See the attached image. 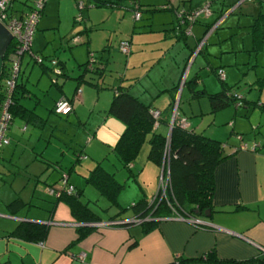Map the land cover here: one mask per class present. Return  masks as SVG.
<instances>
[{
  "label": "crops",
  "instance_id": "crops-1",
  "mask_svg": "<svg viewBox=\"0 0 264 264\" xmlns=\"http://www.w3.org/2000/svg\"><path fill=\"white\" fill-rule=\"evenodd\" d=\"M106 1L109 0H105L104 3L101 0H83L85 7H83L84 10L82 12L83 18L76 22L73 18L76 0H51L50 3L46 4L45 9L41 8L31 38L30 50L32 54L38 55L41 59L36 60L28 52H24L20 56L19 71L16 78L17 90L21 94L18 100L32 111V115L27 117L17 112L13 113L6 129L8 142L0 148V159L5 160L2 163L0 161V178L4 181V186L0 193V264H175L174 262L178 256L193 257L186 264H258L257 257H261V254H264V136L261 135L262 137L257 139L254 135L251 136L250 131L242 133L234 130L235 139L240 140V142L236 141L237 143H235L233 138L228 137L226 126L221 125L218 127L215 124L209 127L208 124L217 115L216 111L221 109L224 116L219 122L226 121L234 129L246 127V125H244L245 118L234 113V107V110L230 107L227 110L221 107L212 109L206 95L201 96H205L208 102L202 100L201 103L205 104V106L208 105V108L205 107V111H199L200 116L198 118L196 116L187 118L184 114L178 115V117L184 118L187 124L195 130L201 132L207 130L206 135L216 139L223 138L227 144L224 149L228 154L217 162L213 168L214 187L210 195L211 209L206 210L205 213H198L196 210L192 211V216L202 222V227H195L189 220L176 218L171 213L166 216H150L146 217L147 220H155V223L145 232H142V219L126 225L95 227L78 242L62 251L65 245L76 236L75 224L73 223L75 220L69 213L68 206L61 200L55 201V195L49 193L47 187L57 184L63 175H65L67 182L72 185L76 184V182H82V180L85 182L83 177L97 161L103 164L106 156L111 153L114 154L112 146L124 126L120 118L107 111L113 93L111 92L106 105L103 104V106L97 107L98 99L93 96L92 88L90 85L82 84H92L91 75H99L97 72L86 68L87 57L76 60L77 67H70L68 72L63 67V60L57 57L58 51L63 49L65 45L68 48L70 47L71 44H68V40L75 43L83 42L86 46L90 43L91 46L92 43L93 45L94 43L96 44L105 36L104 31H98L95 34L94 30L100 27V22L89 20L88 17L94 16L96 13L94 9H87L89 6H105L109 12H112L113 9H119L122 13L123 11H131L127 0H110L114 2L109 3ZM201 1L162 0L160 4L168 3L170 7H160L159 9L167 10L171 14L169 19L157 23V30H162V38H183L184 35H177L174 32L176 29L172 28L176 19L175 9L179 7L189 9L198 5ZM12 2L13 0L6 6L7 15L19 16L22 12L29 9V6H24L13 14L10 10V7L12 8L13 6ZM140 3L141 12L145 11L148 14L159 10L153 8L157 4L152 0L140 1ZM54 4L58 12L55 22L48 19L50 12L53 14L51 6ZM239 9L250 16V21L247 23L250 34L249 46L246 48L249 52L247 62H250V66L254 67L255 71L254 75L242 77V81L244 84L245 82L248 84L246 91H249L252 87L259 90V95L256 98L253 97V93L244 95V101H251L255 104L256 100L264 99V0H221L218 11L212 9V12L210 10L207 15L199 14L191 24V29L193 30L195 24L200 25L203 29L199 37H203L204 34L205 36L197 51H195V46L196 39H199V37L195 38L193 50L190 47L185 58H187L186 61L190 60L191 62L193 59L195 60L199 52L203 55L206 54L204 50L206 36L217 27L219 21L227 13ZM212 14H214L212 20L207 21V18ZM260 15H262L263 21L261 43L260 47L255 49L252 46L250 28L254 18ZM132 20L134 22L133 17ZM133 26L132 24L131 32L133 31ZM74 36L76 37L75 40L72 39ZM129 36L125 37L129 40V52L127 54L121 52L123 54L120 61L122 68L121 70L110 71V74H108L109 85L112 89V86L119 84L143 103L160 110V115H164L168 122L161 121L154 128L167 133L170 114L168 112L167 115L165 111L171 99L176 95L178 96V92H181L182 87L185 86L183 82L185 77L180 80L181 71L179 70L178 62H176L175 69L179 73L178 78L173 77L157 82L156 80H151L148 84L143 83L142 79L149 73L150 65L147 63L154 60L151 55L154 51L140 52L133 56V52L137 50L134 47L135 43L132 44V37L130 38ZM78 37H82L81 41ZM105 39L99 49L104 52L108 51V38L106 37ZM145 42L152 41L148 39L139 40L138 49H142V47L145 49ZM183 42L188 46L187 37L183 39ZM116 47L118 49V46ZM76 53L74 52L77 57L78 54ZM24 54L25 57H23ZM7 55L3 57L2 66L3 64L6 66L9 64ZM51 59L56 60L55 65L51 64ZM23 61L25 62L22 63ZM29 61L39 65L38 70L34 67V70L39 73L35 79L26 84L29 77L27 75L24 78L23 71L26 67L24 65ZM80 64H82L83 69H81ZM217 66L220 67L221 65ZM217 66L209 65L208 69L214 74L213 69ZM31 68H29V73ZM55 68L60 70L58 74L54 73ZM20 70L22 71L21 74ZM43 72L48 73L45 75ZM50 72L59 76L57 81L56 76H54V81L51 82L50 80L48 82ZM223 72L224 85L234 88L239 80V77H237L238 79L236 78L238 70L235 68L232 71L227 67L226 69L223 68ZM101 74L99 77H102ZM194 74H198V71L195 70L189 79ZM66 78L69 81L74 78L75 81L67 82ZM232 80L234 81L229 83ZM51 83L53 85H50ZM199 84L207 92L221 89V86L215 90L206 89L201 79ZM187 89L189 90V88ZM62 95L70 98L72 107L69 112L58 114L52 110V106L54 101ZM33 96H35V100L33 104H30V99L32 101ZM173 101L175 100L173 99ZM36 102H42L48 107L49 111L56 115H65L66 119L69 121L71 119L72 125H74L73 121L75 120L77 132L79 129V118L83 116L82 113L86 112L84 117H86L87 125H83V129L86 128V134L82 148L74 145L77 149L74 147L67 148V151L75 152L76 158H83V161H86L80 165L82 167L80 169H83L81 172L84 175L81 178L74 177L73 180H76L73 181L74 183L69 181L72 180V177L69 176L70 172L61 170L59 173H54V170L58 169L56 167L58 164L56 155L58 148L54 142V146L51 148L47 147L48 143L46 140H49L50 136L48 133H46L47 138H44L45 144L40 146L38 140L44 133V120L41 114L45 111L40 104L39 106L35 105ZM245 108L248 109V106ZM205 112H208V115L206 117L201 116ZM27 120L32 122L34 127L29 129ZM22 126L24 127L22 128ZM251 128H253L252 125ZM238 134L242 135L241 139L237 137ZM148 136L149 134L146 135L131 162V168H136V171L134 170L136 177L140 181L145 180L143 184L147 182L146 178L153 175L157 169V165L146 157L149 147ZM29 140L31 141L30 146L27 145ZM239 143L245 144V147L231 151L232 147ZM253 143L258 144L251 148ZM18 148L22 153L21 159L12 163L13 154ZM60 150H62V153L65 151L63 148H60ZM107 161L106 164L111 165V167L115 166L117 168V165H119L115 156L110 158V161ZM5 165L10 169L11 173H16L23 168V174H16L26 177L25 187L23 185L19 188L16 187L18 183H13L14 176L6 174L7 171L5 173ZM41 183L44 184L43 188ZM31 185L34 188L30 190ZM156 189L150 194V199ZM127 197L125 195L123 199L125 202L128 200H130L129 202H134L136 200H133V197H129V199ZM133 214L134 211L131 209L130 213H120L116 217L131 218ZM107 217L101 216V220H105ZM23 223L45 225L46 232L44 237L31 239L15 233L13 230L18 224ZM209 249L212 250V253H210L213 256L212 258L204 259L200 257V254L205 253ZM80 252H83L82 257L78 256Z\"/></svg>",
  "mask_w": 264,
  "mask_h": 264
},
{
  "label": "rangeland",
  "instance_id": "rangeland-1",
  "mask_svg": "<svg viewBox=\"0 0 264 264\" xmlns=\"http://www.w3.org/2000/svg\"><path fill=\"white\" fill-rule=\"evenodd\" d=\"M22 1L23 0H13L12 2L13 6L11 8L12 11L13 9H20L24 5ZM24 1H26L27 3L29 2V0H24ZM140 1L142 2L146 0H140ZM152 1H154L157 5H160L162 0H152ZM220 1L221 0H211L210 6H209L211 12H212V9L215 11L219 10ZM50 2L51 0H45L42 9H45L46 4ZM74 6H75V13H74L73 18H74V21L78 22L83 18L82 12L84 10L83 9L84 5L81 8H78L77 0H76ZM51 8L53 9V14L50 12L48 19L50 21L55 22L57 20V15H58V12L56 11V8H55V4L51 6ZM90 8L94 9L96 13L94 16H90L88 18L90 21L100 22V27L98 29H95L94 31H95V34H97L96 32L98 31H104L105 36L104 37L102 36L103 39L99 40L96 44L94 43V45L92 43L91 46H90V43H88V45L86 46V44L83 42L75 43L71 40H68V44H71L70 47L68 48L65 45L63 49H60L58 51L57 57L63 60V63H64L63 67L65 71L67 69V72L69 71L70 67H75V68L77 67L76 60H81V59L88 57L87 55L89 51L92 53V57L95 60L94 64L98 66L100 65V63L102 64V73H103L101 74L102 77H99L98 75L93 74L91 75L92 84L82 83L83 85L85 84L90 85V87L92 88L91 90L93 92V96L97 97L98 99L97 107H101V105L103 106V104L106 105L108 103V99L112 92L111 86L109 85L110 79H109L108 74H110L111 70L112 71H115V69L121 70L122 68V64L120 63V61L122 60L121 57H123V54L121 53L120 50L117 49L116 46L118 45V41L120 39L128 37L129 34H130L129 37L130 38L132 37V40H133L132 44L135 43L134 47L137 50L133 52V56H135L136 54H139L140 52L143 53V52H153L154 51V53L151 54L152 57L154 58V60H152L153 62L149 61L147 63L148 65H150L149 73H147L145 75V78L142 79V82L145 84L150 83L151 80H156L157 82L159 80L165 81L173 77L178 78L179 73L175 69L176 62H178L179 70L181 71L180 80L183 79L184 77H185V80H188L190 78V75H192L193 72L196 70L198 71V74H199L198 87H201L199 84L200 79H201L206 89L215 90L219 88L220 84L216 76L209 71L208 66L209 65H212V66L221 65L220 67L218 66L217 67L221 68L222 71H223V68L226 69L227 67H229L230 70L232 71L235 70V68L238 70V74L236 78L239 77V80L237 81V85L234 86V91L237 94L244 97V95H247V94L251 95L253 93L254 98H256L259 95V90L255 87H252L249 91H246L245 89L248 88V84L247 82H245L244 84L242 81V77H244L245 75L251 76V74L252 75L255 74L254 67L250 66V62L249 63L247 62V56L249 52L247 51L246 48H248L249 42H250V34L248 31L247 23L250 21V16L247 13H245L243 10L239 9V10L227 13L219 21V24L217 25V27L213 31H211L209 35L206 36V43L204 44V50L206 51V54L203 55L201 54V52H199L197 56L195 57V60L193 59L190 62V60L186 61L187 58L185 57L190 47H191V50H193L192 47L195 44V38L199 37L202 33V29H203L202 26L195 24V26L193 27V30L191 29V31L185 34L183 38L182 37L178 39L162 38L163 36L162 30H157L158 28L157 23L169 19L171 14L167 10L159 9V10H156L148 14L145 11L144 12L140 11V16L134 19V22H133L132 17H131L132 11L130 12L123 11L122 13L119 9H113L112 12H109L108 8L105 6H89L87 9H90ZM77 14L80 16L79 20L76 19ZM214 14L210 15L207 18V21L212 20V18L214 17ZM89 20H87V22H89ZM132 24L134 26H133V31L131 32ZM106 37L108 38V44H107L108 51L105 50L106 52H104L103 50L101 51L99 49L104 43V41L106 40L105 39ZM186 37L188 41L187 42L188 46L185 45L183 42V39L184 38L186 39ZM81 38L78 37L80 41H81ZM141 39H148V40H151L152 42H145L146 48L143 49L142 47V49H138L139 40ZM170 41L172 42L171 44H170ZM197 41L198 39H196V44H197ZM87 49L89 50L87 51ZM74 52H77L76 53L78 54L77 57L75 56ZM23 57H25V54L23 55ZM24 62L25 61H23L22 63ZM129 65L131 64L129 63ZM38 66L39 65L37 63L31 62V61H29L27 64L24 65L25 67L23 71L24 78L27 75L29 77L26 84H28L29 81H32L33 79H35V77L38 75L39 72L34 70V67L37 68L38 70ZM80 67L81 69H83L82 64H80ZM29 68H31L30 73H29ZM21 72L22 71L20 70V74ZM43 73L47 75L48 72H43ZM54 76H56V81H57L59 76L50 72L48 82H50V80L51 82H53ZM66 80L67 82L75 81L74 78H71V81H69V79L67 78ZM233 81L234 80H232L229 83H232ZM50 85H53V83H51ZM187 88L188 87L185 84V86L182 87L181 92L180 91H179L180 93L178 92V96L177 95L174 96L175 102L174 101L171 102L172 106L169 109V114H171L172 108L174 106L178 115L184 114L187 118L195 117V116L196 118H198L200 116L199 111H205L206 109L205 107L208 108V105L205 106V104L201 103L202 100L207 101V99L205 96L195 97L191 95V92ZM108 93L110 94L108 95ZM247 99H250V98H247ZM34 100H35V96H33L32 101L30 99L29 103L33 104ZM39 104L44 107V111H45V112H42L41 114L42 119L44 120L43 121L44 122L43 123L44 133L38 140L40 142V146H43L45 144L44 138H47L46 133H48V135L50 136H49V140H46L48 143L47 147L51 148L52 146H54L53 145V142H54L55 146H57L58 148V151L56 154L58 158L57 159L58 164L56 167H58V169L56 168L55 170L57 171L54 170V173L55 172L59 173V171L61 170L68 171L70 172L69 176L72 177V180H69V181L74 183L73 181H76V180H73L74 177L81 178V176L84 175L81 172L83 171V169L82 170L80 169L82 168L80 165L86 161H83L84 160L83 158H79V159L76 158L75 152H72L71 150L67 151V148H71V147L73 148L74 146L82 148V145L84 144V141H85V134H86L85 133L86 128L83 129V127L87 125V122L85 121L86 117H84L86 112L82 113L83 116L82 117L80 116L81 118H79L80 119L79 124H78L79 129L77 132V129H76L77 123L75 120L73 121L74 125H72L71 119L69 121L68 119H66L65 115H56L52 111H49L48 107L42 102L35 103V105H38V106ZM246 106H248V109L245 108ZM229 107L231 109H233L234 107L235 108L234 113L238 114L239 116H243L245 118L244 125H246V127L234 129L230 127V125H228L226 121L219 122L220 119H222L224 116L222 109L216 111L217 115L215 118H213L214 120H212V122L208 124L209 127H212L215 124H216L215 126H218V127L221 125L226 126V130L229 135L227 136L229 138H233L235 143L240 142V140L235 139V135L233 132L234 130L240 131L242 133L250 131L251 136L254 135L257 139H260L262 136H264V110L262 108L252 103L251 101H248V102L244 101L242 105H239L237 107H235L232 102L231 103L229 102L221 108H223L224 110H227L229 109ZM166 110H168V108H166ZM207 115H208V112H205L201 116L206 117ZM73 118L76 119L75 116H73ZM26 122L28 124L29 129L34 127V124L32 122L28 120ZM251 125L253 126V128L250 129ZM206 131L207 130H203L205 134H207ZM218 139L221 141H224L223 138H218ZM30 144H31V141L29 140L27 142V145L30 146ZM60 148H63L65 151L62 153V150H60ZM111 154L109 156H106L104 158L105 160L103 164L102 163L101 164L105 165L103 166L105 169L114 172L113 175L117 181L124 183V186L120 189L117 195V201L120 205L126 206V208L123 209L120 213H130L131 207L128 205L132 201L129 202L130 200H128L127 202H125L123 200L125 195L128 196L127 197L128 199L129 197L130 198L133 197V200L146 195L145 197L148 200H150V194L156 189V186L158 184L159 171H160L159 166L156 164L157 165L156 172L153 175H150V177L146 178L147 182L143 184L145 180L140 181V179L136 177V175H134L133 178L129 176V172L134 171L136 168H131L130 170H127L125 167H122L121 165L120 166L117 165V168L115 166L111 167V165H107L106 164L108 162L107 160L110 161V158H112L113 156L116 157V155L114 154L111 155ZM21 156H22V153L19 151V148H18V150L13 154V158L11 160L12 163L16 160H20ZM0 161L2 163L5 160L0 159ZM22 169L23 168H21L16 173L23 174ZM4 171L5 173L7 171L6 174L12 175L15 177L13 179V183H18L16 187L19 188L21 185H23L24 187L26 186L25 184L26 177L17 175L16 173H11L10 169L6 165L4 167ZM148 173L149 172L147 171V174ZM163 173L165 176L166 171H163ZM22 177L23 179L21 180ZM82 182L81 181L78 183L76 182V184L74 185L80 188L81 190L80 197L83 200H86L88 202V205L91 209H93L100 216H107L108 214L115 212L117 206H114V205L108 206L107 209H103V207L107 205V202H108L107 199L101 194H99L96 188L92 184L88 182H83V183ZM41 184L43 188L44 184L43 183ZM3 186H4V181L0 178V193H1V189H3ZM32 188H34V186L31 185L30 190Z\"/></svg>",
  "mask_w": 264,
  "mask_h": 264
},
{
  "label": "trees",
  "instance_id": "trees-1",
  "mask_svg": "<svg viewBox=\"0 0 264 264\" xmlns=\"http://www.w3.org/2000/svg\"><path fill=\"white\" fill-rule=\"evenodd\" d=\"M10 1L11 0H9V2ZM101 1L104 3L105 0ZM106 2L109 3L114 1L109 0ZM127 2L131 11L133 10V3H136V8L141 11L142 7L139 0H127ZM22 3L24 4L22 7L31 5L30 0L28 3L23 0ZM168 6L170 7L168 3H162L159 6L155 5L153 8L159 9L160 7L165 8ZM189 9H185L184 11L188 12ZM10 10L11 13L15 14V11L20 9H13L12 11L10 7ZM175 11H177V9H175ZM262 23V15H260L259 17H255L251 24V40L252 46L255 49L260 47ZM182 25V22L180 23L179 19L176 17L172 28L174 30L176 29L174 32L177 35L185 36ZM200 38L202 37H199L198 41ZM10 46L11 45L9 43L3 57H5L11 49ZM94 62V59L89 62L87 57L85 66L87 69L97 72L100 75L102 73V64L99 62L100 65L98 66L95 65ZM6 68L7 66L4 64L1 67L0 101L3 96L1 86L2 76L5 74ZM217 68L218 67H215L213 69V72L221 86V89L217 91L207 92L204 88L198 87L197 82L199 80V74H194L191 79L183 82L189 88L191 95L195 97L206 95L212 109L223 107L229 102H232L234 106L242 105L244 97L237 94L234 91V88L224 85L223 77H219L216 72ZM112 93L113 94L107 111L108 113L120 118L124 124L123 129L112 146V152L116 155L119 165L125 167L127 170L131 169V162L133 161L147 134H149V147L146 153L147 159L158 166H161L163 155L167 151L164 159L165 168L163 169V171L166 170L167 172V180L164 189L161 191L159 188L155 196L153 194L154 197L150 200L141 196L128 205L134 211L131 218L134 220L142 219V232L147 231L155 223V220H147L146 217L160 215L166 216L171 213L174 217L179 214L187 219V217L193 215V210H196L198 213H205L206 210H210V195L214 187L213 168L217 162L228 154L224 149L227 145L226 142L208 136L201 131L195 130L190 127L189 124L181 126L174 122L171 124L167 135V133L154 128L155 126L153 123L155 120L157 121V124L161 121H165L166 123L168 122L164 115L161 116L159 114L156 118L152 116L151 111L154 107L143 103L135 95L131 94L125 87L119 84L112 86ZM20 95V92L18 93L17 90V83H15L12 92V103L9 105V110L12 115L17 112L29 117L32 115V111L22 105V103L18 100ZM173 99L174 97L169 102V107H167L168 110L165 111L166 114L172 106L171 102H173ZM236 100H238L237 104ZM255 104L264 110V100H256ZM238 135L241 139L242 135ZM239 144L233 146L231 151H235L237 148H240ZM113 173V171L105 169L103 165L97 161L89 169L88 174L85 175L84 181L92 184L98 193L107 199V205L104 206L103 209H107L108 206L111 205L117 206L118 209L116 212L108 214V217L105 219L116 222L109 223L107 226L126 225L130 222H121L126 218L116 217L119 216L120 212L126 208L125 205H120L117 201V195L124 183L117 181L114 178ZM135 174L136 172L134 173V171L129 172V176L132 178ZM73 187L72 191L61 190L59 194L55 195V201H63L68 206L69 213L75 220L76 236L65 245L62 251L66 250L70 245L78 242L83 236L97 227L93 224V222L101 220V216L89 207L86 200H83L80 197V188L74 185ZM193 218L197 219L196 217ZM191 223L195 227H202L201 224L195 221H192ZM13 231L23 237L36 239L44 237L46 227L45 225L39 223H23L18 224ZM210 253H212L211 249L207 250L203 254H200V257H203L204 259L212 258L213 256L210 255ZM191 259H193V257L189 258L178 256L174 263L186 264V262ZM257 259L258 264H264V254H261V257H257Z\"/></svg>",
  "mask_w": 264,
  "mask_h": 264
},
{
  "label": "built area",
  "instance_id": "built-area-1",
  "mask_svg": "<svg viewBox=\"0 0 264 264\" xmlns=\"http://www.w3.org/2000/svg\"><path fill=\"white\" fill-rule=\"evenodd\" d=\"M31 5L29 6V9L25 12H22L19 16L7 15L5 8L8 4L9 0H0V21L4 24V26L7 28V30L10 32L12 38L10 40V47L11 49L8 51L7 58L9 60V64L6 68L5 74L2 76V92L3 96L0 101V148L2 145L6 144L8 142V138L6 135V129L11 121L12 114L9 110V105L12 103V92L16 83L17 74L19 71V63H20V56L24 52H28L31 54L36 60H40L41 58L38 55L32 54L30 50V44H31V38L32 33L34 30V26L36 21L38 20V17L40 15L41 8L43 6V3L45 0H30ZM210 2L211 0H202L198 5L192 7L188 10V12H185L184 8H178L176 13V17L179 19V22H182L183 31L185 34L189 33L191 31V24L196 19V17L199 14L207 15L210 12ZM133 10H132V17L134 19L138 18L140 16V11L136 8V3H133ZM77 6L78 8H81L83 6L82 0H77ZM76 19L79 20L80 16L77 14ZM208 31V30H207ZM205 36V34H204ZM200 38V40L197 42L195 46V51L198 50L200 47L203 38ZM73 40L76 39V37H72ZM118 49L126 54L128 53L130 49L129 40L126 38L120 39L118 41ZM88 61H93L92 53H88ZM52 65H55L56 60L51 59L50 60ZM60 72L59 69L55 68L54 73L58 74ZM219 77H223L224 73L221 68H217L216 70ZM236 96V95H235ZM238 97V95H237ZM175 102V101H174ZM238 103V100H236V104ZM72 104L70 101V98H67L66 96L62 95L59 98H57L52 106V110L55 113L58 114H65L71 110ZM159 110L154 108L151 111V114L153 117H157L159 115ZM177 123L181 126L187 125V122L184 118H180L176 114L175 107L173 106L172 112L170 114V120L169 124ZM154 126L157 124V121H154ZM24 126H22L23 128ZM239 137V135H237ZM256 144L253 143L251 148H254ZM240 148H244L245 144L240 143ZM166 153L163 155V162L165 159ZM161 164L160 171H159V180H158V186L154 193V196L158 189L160 188L161 191L164 189L166 180H167V172L164 176L163 173V167L164 164ZM166 171V170H165ZM164 176V177H163ZM73 185L71 183H68L65 175H63L57 184L55 185H49L47 187V191L51 194L57 195L61 190L65 191H72ZM152 196L151 199L154 197ZM176 218H184L182 215L177 214L175 216ZM133 219V218H132ZM186 219V218H185ZM187 220L190 222L195 221L199 224H202L198 219L193 218L192 216L187 217ZM116 221H110V220H98L96 222H93V224L97 227H103L107 226L109 223H114ZM75 224V222H73ZM79 257L83 256V252H80L78 254Z\"/></svg>",
  "mask_w": 264,
  "mask_h": 264
},
{
  "label": "water",
  "instance_id": "water-1",
  "mask_svg": "<svg viewBox=\"0 0 264 264\" xmlns=\"http://www.w3.org/2000/svg\"><path fill=\"white\" fill-rule=\"evenodd\" d=\"M11 38H12V36H11L10 32L7 30V28L4 26V24L0 21V74H1L3 55H4V52L6 50V47L9 45ZM170 127H171V124H169V128L167 130V135L169 133ZM131 221H135V220L132 218H126V219L122 220L121 222H131Z\"/></svg>",
  "mask_w": 264,
  "mask_h": 264
}]
</instances>
